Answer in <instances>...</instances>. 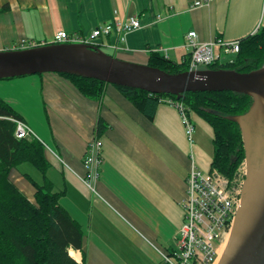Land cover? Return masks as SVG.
<instances>
[{
    "label": "crops",
    "instance_id": "0c3cea01",
    "mask_svg": "<svg viewBox=\"0 0 264 264\" xmlns=\"http://www.w3.org/2000/svg\"><path fill=\"white\" fill-rule=\"evenodd\" d=\"M193 2L0 0V49L13 47L23 38L48 43L60 30L87 34L103 23L135 16L141 27L126 32L123 41L99 36L106 52L147 63L150 53L164 55L165 50L167 59L181 62L188 57L185 36L189 31L199 41L233 40L264 26V0H211L202 6H193ZM112 44L116 48L108 49ZM30 76L18 82L33 94L24 95L15 105L8 103L42 137L50 164L47 177L55 190L63 192L59 202L81 228V248H69V254L74 251L76 255L70 256L84 264H166L160 251L175 248L191 164L203 171L211 168V126L190 111V120L195 118L190 144L179 111L165 102L157 105L149 119L109 83L96 100L80 93L58 73ZM31 112L39 114L43 123L24 117ZM99 121L102 128L97 133ZM95 135L102 139L103 148L92 190L83 181L82 158ZM193 136L199 144L205 143L208 160L194 158ZM29 166L24 163L13 168L10 179L33 199L35 189L24 173L37 182L43 177Z\"/></svg>",
    "mask_w": 264,
    "mask_h": 264
},
{
    "label": "trees",
    "instance_id": "16d2710c",
    "mask_svg": "<svg viewBox=\"0 0 264 264\" xmlns=\"http://www.w3.org/2000/svg\"><path fill=\"white\" fill-rule=\"evenodd\" d=\"M188 57L174 62L159 52L150 53L147 64L167 72L188 69ZM264 65V26L240 39L239 50L229 59L208 65L247 72ZM67 77L83 95L100 99L107 84L93 78L58 73ZM114 85L147 118L152 119L162 97L177 99L170 94H156L121 85ZM184 107L201 116L212 128L213 155L211 167L232 179L244 161L240 129L230 116L244 113L250 106L249 95L233 91L186 92L178 98ZM22 119L14 108L0 97V264H84L73 259L69 248L79 249L82 231L79 224L61 206L62 191L55 190L47 177L50 164L44 144L35 137L17 138L15 123ZM102 124H97V133ZM27 163L41 173L33 185V199L28 198L10 179L13 168Z\"/></svg>",
    "mask_w": 264,
    "mask_h": 264
},
{
    "label": "water",
    "instance_id": "95a60500",
    "mask_svg": "<svg viewBox=\"0 0 264 264\" xmlns=\"http://www.w3.org/2000/svg\"><path fill=\"white\" fill-rule=\"evenodd\" d=\"M47 72L93 78L177 99L186 92L249 95V108L230 116L241 132L245 174L240 204L216 264H264V65L247 72L210 67L167 72L121 59L87 43L0 50V79Z\"/></svg>",
    "mask_w": 264,
    "mask_h": 264
},
{
    "label": "built area",
    "instance_id": "2783aa9c",
    "mask_svg": "<svg viewBox=\"0 0 264 264\" xmlns=\"http://www.w3.org/2000/svg\"><path fill=\"white\" fill-rule=\"evenodd\" d=\"M211 0H194L193 6L208 4ZM141 27L139 19L135 16L124 20H113L96 26L87 34L77 32L57 31L52 39L53 43H87L95 46H104L98 40L100 35H111L121 41L125 33ZM185 45L188 48V69H196L200 65H209L222 58L229 59L238 52L239 39L223 40L211 39L199 41L194 31L185 36ZM35 41L23 38L13 45V49L35 46ZM107 48L115 49L116 45ZM164 57L166 51L163 50ZM165 102L175 107L181 116L185 134L192 144L194 125L187 115L186 108L179 100L162 97ZM15 122L14 135L17 138L35 137L32 128L21 119L9 118ZM102 139L94 136L86 146L82 158L86 176L83 181L94 189V183L99 175L102 160ZM245 174V165L242 163L229 179L216 168L208 171L196 167L192 162L186 177L185 196L182 205L185 209L178 236L175 237V248L170 252L160 251L166 264H216L220 255L219 249L232 226L237 208L240 204V192Z\"/></svg>",
    "mask_w": 264,
    "mask_h": 264
},
{
    "label": "rangeland",
    "instance_id": "374dc122",
    "mask_svg": "<svg viewBox=\"0 0 264 264\" xmlns=\"http://www.w3.org/2000/svg\"><path fill=\"white\" fill-rule=\"evenodd\" d=\"M116 56H122L123 57L124 55L123 54H121V55L117 54ZM225 59H226L225 57L222 58V60H225ZM198 68H206V66L200 65ZM33 75H36V74H33ZM37 75H39V74H37ZM28 77H32V76L25 75V76H19V77H14V78H9V79L8 78L0 79V97H2L4 100H6V102H10V103L12 102L14 105L18 101L21 102L24 95L29 93V97H30L33 94V92L30 89H26L24 87V84L18 82L21 79H25ZM23 108L25 110L30 109V107H27V108L23 107ZM187 112L191 113L189 110ZM24 117H26L29 120L31 119L32 123H35V124H39V122H40V124L43 123V121H41V119H40V115L33 113V112L26 113V115H24ZM191 121H192V124L195 125V118H192ZM39 138H42V137L39 136ZM207 139H208V142L210 144V149H211V138H210V136L207 137ZM193 141H194V146H193L192 152H193L194 158L198 159L200 156H203L208 160L209 154L206 151L207 147L205 146V143L202 142L199 144L198 142H196V139L194 136H193ZM64 166L67 167L66 165H64ZM29 167H31V166H29ZM237 169H236V171H237ZM34 171L39 175L40 172L38 170H34ZM233 177H232V179H233ZM181 210H182V218H183V215L185 213V209H184L183 205H181ZM226 239H225V241H226Z\"/></svg>",
    "mask_w": 264,
    "mask_h": 264
},
{
    "label": "bare ground",
    "instance_id": "6f19581e",
    "mask_svg": "<svg viewBox=\"0 0 264 264\" xmlns=\"http://www.w3.org/2000/svg\"><path fill=\"white\" fill-rule=\"evenodd\" d=\"M104 37V36H103ZM102 42V41H101ZM14 78V77H13ZM9 79V78H8ZM21 116V115H20ZM15 123V122H14ZM39 136V135H38ZM38 170V169H37ZM29 176H27V178H28ZM185 195V194H184ZM224 245V244H223ZM222 249H223V246L219 249V253H221L222 252ZM70 254L72 255V256H76L75 255V252L74 251H70Z\"/></svg>",
    "mask_w": 264,
    "mask_h": 264
}]
</instances>
